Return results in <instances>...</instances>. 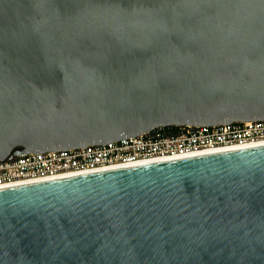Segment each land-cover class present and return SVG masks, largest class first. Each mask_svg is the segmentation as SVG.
Returning a JSON list of instances; mask_svg holds the SVG:
<instances>
[{"label":"water","instance_id":"1","mask_svg":"<svg viewBox=\"0 0 264 264\" xmlns=\"http://www.w3.org/2000/svg\"><path fill=\"white\" fill-rule=\"evenodd\" d=\"M264 121V0H0V161ZM0 264H264V143L0 187Z\"/></svg>","mask_w":264,"mask_h":264},{"label":"built area","instance_id":"2","mask_svg":"<svg viewBox=\"0 0 264 264\" xmlns=\"http://www.w3.org/2000/svg\"><path fill=\"white\" fill-rule=\"evenodd\" d=\"M264 121L156 127L135 137L84 148L26 153L0 161V187L151 160L263 144Z\"/></svg>","mask_w":264,"mask_h":264}]
</instances>
